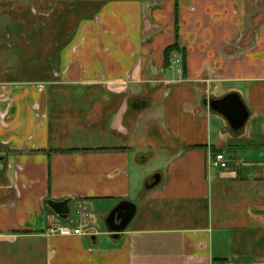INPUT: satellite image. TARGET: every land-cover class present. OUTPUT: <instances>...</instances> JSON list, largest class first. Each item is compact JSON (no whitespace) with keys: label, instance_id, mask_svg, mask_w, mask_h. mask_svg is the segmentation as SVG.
Instances as JSON below:
<instances>
[{"label":"crops","instance_id":"1","mask_svg":"<svg viewBox=\"0 0 264 264\" xmlns=\"http://www.w3.org/2000/svg\"><path fill=\"white\" fill-rule=\"evenodd\" d=\"M0 264H264V0H0Z\"/></svg>","mask_w":264,"mask_h":264},{"label":"water","instance_id":"2","mask_svg":"<svg viewBox=\"0 0 264 264\" xmlns=\"http://www.w3.org/2000/svg\"><path fill=\"white\" fill-rule=\"evenodd\" d=\"M204 104L211 111L222 115L234 131L241 130L250 117V112L239 92H229L219 98H206ZM161 181V173L153 175L145 184L146 189L155 187ZM72 198L47 201L51 209L61 218L67 220ZM137 204L131 200L120 201L105 217L104 224L113 238H118L135 217Z\"/></svg>","mask_w":264,"mask_h":264},{"label":"built area","instance_id":"3","mask_svg":"<svg viewBox=\"0 0 264 264\" xmlns=\"http://www.w3.org/2000/svg\"><path fill=\"white\" fill-rule=\"evenodd\" d=\"M170 66L174 68L177 73H183V59L181 56H175L170 60ZM229 165V158L226 156L224 152H217L213 156L209 158L208 166L214 168H227ZM78 213H80L78 211ZM53 233H60L62 235L69 234H84V230L81 225L77 223L75 226H68L65 224H59L52 230Z\"/></svg>","mask_w":264,"mask_h":264},{"label":"trees","instance_id":"4","mask_svg":"<svg viewBox=\"0 0 264 264\" xmlns=\"http://www.w3.org/2000/svg\"><path fill=\"white\" fill-rule=\"evenodd\" d=\"M176 49H178V44H174V45L170 46L169 48H167V50H166V60L167 61H169L170 53Z\"/></svg>","mask_w":264,"mask_h":264},{"label":"rangeland","instance_id":"5","mask_svg":"<svg viewBox=\"0 0 264 264\" xmlns=\"http://www.w3.org/2000/svg\"><path fill=\"white\" fill-rule=\"evenodd\" d=\"M153 166H154V164L147 165V168L149 167L148 169H150V168H152ZM104 228H105V227H104Z\"/></svg>","mask_w":264,"mask_h":264}]
</instances>
